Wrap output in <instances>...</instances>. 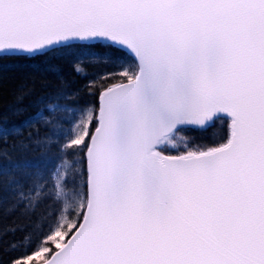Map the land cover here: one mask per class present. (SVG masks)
<instances>
[{"label":"snow or ice","instance_id":"1","mask_svg":"<svg viewBox=\"0 0 264 264\" xmlns=\"http://www.w3.org/2000/svg\"><path fill=\"white\" fill-rule=\"evenodd\" d=\"M5 58L59 82L0 126L9 264H264V0H0Z\"/></svg>","mask_w":264,"mask_h":264},{"label":"trees","instance_id":"2","mask_svg":"<svg viewBox=\"0 0 264 264\" xmlns=\"http://www.w3.org/2000/svg\"><path fill=\"white\" fill-rule=\"evenodd\" d=\"M61 66L65 76L69 80H75L73 86L77 88L82 87L85 81L78 77H73L71 68L67 63L61 62ZM44 67L45 63L41 60L0 59V125L13 126L22 124L37 111L36 103L38 99L55 91L59 82L51 73L42 71ZM90 71L103 72L105 69L101 68ZM44 82H47V87L42 86ZM111 82L115 83L116 81ZM28 89H32V91L28 93ZM21 95H23V99L18 101L17 97ZM85 99L93 101L98 107V93L96 96H87L85 94ZM15 109H21V111L17 112ZM221 128L226 131L227 125L222 121H218L216 130L219 131ZM187 136L196 144L211 146L213 143V138H210L208 132L189 130L187 131ZM215 139L217 142H220L219 137ZM14 141L13 137L8 138V144H13ZM3 147H7V145L0 144V148ZM7 209V206L0 205V228L12 224L29 225V218L21 215L19 209L11 212V214L6 212ZM48 211L49 209L45 204L41 203L36 210V214L31 219L35 220L36 216H43ZM19 235L21 233H16L15 237L11 234L4 237V243L0 244V264H9V260L15 255V253L7 250L6 245L8 241L18 238Z\"/></svg>","mask_w":264,"mask_h":264},{"label":"rangeland","instance_id":"3","mask_svg":"<svg viewBox=\"0 0 264 264\" xmlns=\"http://www.w3.org/2000/svg\"><path fill=\"white\" fill-rule=\"evenodd\" d=\"M68 119L69 120L72 119L71 113H69ZM77 119H78V114H77ZM27 120H29V119H27ZM22 124H20V125H22ZM20 125H16V126H20ZM0 126H4V127H8V128L12 127V126H5V125H0ZM37 127H39V126H37ZM65 127H67V126H65ZM29 131H32L34 133L35 128L23 129V135L22 136H10V137H13L15 139L13 144H15L20 139H25L27 137ZM41 131H43V130L41 129ZM182 135L187 136V132L182 133ZM9 152L11 153V155L14 159L26 158L29 160H36V159L41 158V152L39 150H29L26 153H21V152L14 151L11 148H9ZM171 154H176V153H171ZM5 183H6V178L0 177V205H4V206L9 207V205L12 203V196H11L9 191L5 190V188H4Z\"/></svg>","mask_w":264,"mask_h":264}]
</instances>
